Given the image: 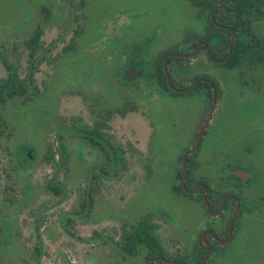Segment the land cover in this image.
<instances>
[{"label": "rangeland", "instance_id": "1", "mask_svg": "<svg viewBox=\"0 0 264 264\" xmlns=\"http://www.w3.org/2000/svg\"><path fill=\"white\" fill-rule=\"evenodd\" d=\"M259 7L247 17L264 40ZM196 15L190 0H0V56L26 87L0 110V264H148L143 245L133 253L120 246L143 216L170 257H188L217 217L206 215L198 192L176 198L170 186L210 90L173 89L201 74L217 89L199 150L227 148L228 168L234 158L248 178L221 179L223 169L213 178L203 163L191 171L213 196L233 194L241 206L230 240L205 264H264V68L226 69L193 50L211 30ZM170 53L179 55L165 64L172 89L153 74Z\"/></svg>", "mask_w": 264, "mask_h": 264}, {"label": "flooded vegetation", "instance_id": "2", "mask_svg": "<svg viewBox=\"0 0 264 264\" xmlns=\"http://www.w3.org/2000/svg\"><path fill=\"white\" fill-rule=\"evenodd\" d=\"M190 1L192 5L197 9L196 16L198 17V19L205 20L206 21L205 26L207 27L209 26V28H211V30L210 29L205 30L204 34L201 37H198L199 39H197V42L193 43V46H192L193 50L198 49L197 47L202 48L206 54V57L210 61L217 63L219 66H221L220 64L225 62L229 55L230 49L228 51L227 47L229 44L231 45V42L233 40L232 38L233 32L231 30V26L233 25V12L235 11L233 8V0H190ZM247 15L248 13L245 14L246 17ZM223 33L228 35L227 38L222 36ZM223 38L226 39L227 41V46H226V51H225L226 54L224 56H223V53H224L223 49L221 48V45H219V42L223 40ZM245 38H247V36H245ZM196 44H197V47H196ZM209 45L213 46L212 47L213 50L211 52L207 50ZM173 55L176 57L179 56V55H175L174 53H170L168 57L173 56ZM166 56L167 54L163 57L165 58V60L167 58ZM223 68L231 69L228 67H223ZM169 83H170V79H169ZM196 83L199 84L198 87L202 84H206L209 87L210 103H211V96H212L211 89H213L214 102H215L216 89H217V85L215 84V81L213 79H210V78L208 79L206 77H197L192 83L193 85L190 84L189 86L183 89L193 90V87L195 86ZM167 86L168 85L166 84V87ZM190 86L191 88H188ZM183 89H178V90H183ZM210 103H209V108H210ZM213 107H214V104H213ZM213 107H212V110H213ZM209 108H208L207 114L209 112ZM202 124L200 125L199 129L201 128ZM204 129L202 130L201 134H203ZM197 132L195 133V136ZM200 136L198 138L197 144L194 147V149L183 157L184 167H185V176L183 178H182L181 157L184 155V153L192 149V147L194 146L195 137H194L191 148L184 150L183 154L180 155L179 157L180 168L178 170V173L175 175V177L177 178V183L175 185L170 186V193L172 194L173 197L182 198L185 196H192L193 194L198 192L200 201L202 202L204 206L206 215L210 217H217V220L215 221L214 224H207L204 228H200V230L196 234V237L194 238V242L191 246V253L188 255V257L178 256V257L172 258L167 254L166 250L162 246L160 237H158V234L156 232L157 224L151 219L148 220L147 217L143 216L145 218V224L143 225L145 228V231L147 232L151 231L156 236V241L158 244L157 250L161 251L163 255H149L148 254V248L145 242L142 241L137 235V231L140 230L141 228L140 220L137 226L135 227V229H133L132 232H128L130 233V237H131L130 244L127 246L123 242V240H121L120 246L122 247L124 251L128 253H133L137 245H143L147 249L149 260L156 258V257H161L163 259H169V260L173 259L175 261H179L185 264H205L210 259V256L212 252L214 251V249L227 244L228 240H230L232 236V232H233V222L236 220V217L238 216V213L241 207L238 201V197L233 194H228V193L223 194L221 197L213 196L211 194L212 190H214L213 187L208 185L203 180V178L193 179L191 176V171L193 170L195 166L202 165L203 163L205 164V166L203 167L204 173L205 172L209 173L210 177H213V178H215L216 173L220 169H223L225 171V177H222L221 179L228 180V174H229L230 177H232L233 179L242 181L243 179L247 178V175L245 174L243 170L242 172L241 170H239L242 168L238 166V164H233L232 161L234 160V158L231 161L230 167L228 168V149L227 148L222 147L220 149L221 154L217 152L215 153L212 150L205 152L204 155H207L209 158L207 159L206 162L205 161L202 162L201 156H204V155L201 154L199 150V144H198L200 140ZM194 153L198 154L197 162L196 160L192 158ZM228 201H233L234 203L233 209L229 217H228ZM237 204H238V209H237L235 217L233 218V221L231 224V232L228 237V221L231 218L233 211L236 208ZM124 234H126V232ZM159 261L163 262L164 264H169V263L164 262L163 260H158V259L153 260L152 264H155V263L160 264Z\"/></svg>", "mask_w": 264, "mask_h": 264}, {"label": "trees", "instance_id": "3", "mask_svg": "<svg viewBox=\"0 0 264 264\" xmlns=\"http://www.w3.org/2000/svg\"><path fill=\"white\" fill-rule=\"evenodd\" d=\"M264 0H233V25L231 30L233 32V40L230 45L229 55L225 62L221 63L222 67L235 68V67H250L255 64H260L264 68V40L258 38V36L250 29V24L248 17L245 14L250 13L251 11H259V6L263 5ZM40 34V28H35L28 39L25 41V45L29 48V53H33L34 47L36 48L37 40ZM239 35H245L247 38H239ZM219 42V41H218ZM221 48L223 49V56L226 54L227 41L223 38L219 42ZM193 46V44H192ZM165 55H159L160 63L155 66L156 70L154 76L159 83L163 84L166 87L164 75L162 72L161 60ZM172 59H176V56L167 57L165 64L167 65ZM0 61L4 69L6 70V76L0 78V110L3 106V102L6 98L13 99L15 97H25L26 96V87L21 78H19L16 72L12 67L7 63L6 59L3 56H0ZM199 77H206L209 79L207 74H201ZM214 83V82H213ZM170 84H172L170 80ZM198 83L193 87H198ZM84 132L90 133L87 129H84ZM94 134V133H93ZM25 149V148H24ZM23 149V150H24ZM115 160L117 162H122L119 155V150L114 151ZM25 158H28L24 154ZM54 191L56 190L55 186H49ZM141 228L137 231L138 237L145 242L148 248L149 255H163L159 250L158 244L156 241V236L150 231H145L144 224L145 218L140 219ZM123 242L128 246L130 244V233L123 235ZM160 264H164L159 261Z\"/></svg>", "mask_w": 264, "mask_h": 264}, {"label": "water", "instance_id": "4", "mask_svg": "<svg viewBox=\"0 0 264 264\" xmlns=\"http://www.w3.org/2000/svg\"><path fill=\"white\" fill-rule=\"evenodd\" d=\"M196 47H197V44H196ZM229 49H230V44H229L228 47H227V50H228V51H229ZM195 50H196V49H195ZM221 62H222V61H221ZM161 66H162V72H163V75H164V78H165V82H166V84L168 85V87L172 89V86H171L170 83H169V78H168L167 72H166V70H165V58L162 59ZM192 85H193V84H192ZM192 85H191V86H192ZM191 86L188 87V88H191ZM173 90H174V91H177V92H182V91H184V90H186V89H183V90L173 89ZM211 90H212V96H211V103H210L209 112H208V114H207V116H206V118H205L204 123L202 124L201 128L198 130V132H197V134H196V136H195L194 146L192 147V149H190L189 151H187L186 153H184V155L181 157V164H182V178L185 176V167H184L183 157H184L186 154L190 153V152L194 149V147L196 146L197 141H198V138H199V136H200L202 130L204 129L206 123L208 122L209 117H210V114H211V111H212V107H213V104H214V93H213V89H211ZM25 155H26L27 157H29V155H30V151L27 150L26 153H25ZM237 209H238V204H237L236 208L234 209L231 218H230L229 221H228V237H229L230 232H231V224H232L233 218H234L235 215H236ZM155 259L163 260L164 262L169 263V264H185V263H182V262H179V261H175V260L163 259V258H161V257H156V258L151 259V260L148 262V264H152V261L155 260Z\"/></svg>", "mask_w": 264, "mask_h": 264}]
</instances>
